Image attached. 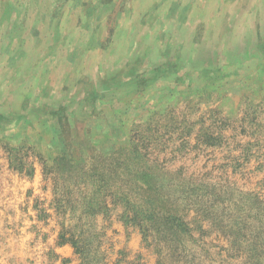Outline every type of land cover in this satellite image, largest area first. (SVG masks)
Segmentation results:
<instances>
[{"label": "rangeland", "instance_id": "rangeland-1", "mask_svg": "<svg viewBox=\"0 0 264 264\" xmlns=\"http://www.w3.org/2000/svg\"><path fill=\"white\" fill-rule=\"evenodd\" d=\"M242 77L264 86V0H0V264H78L52 211L33 209L51 200L36 154L57 156L61 142L70 156L101 148L88 152L101 171L103 158L145 155L205 186L234 184L232 204L264 195V92ZM212 130L220 147L203 144ZM12 147L34 162L31 178L9 167ZM110 221L109 262L156 264L137 230Z\"/></svg>", "mask_w": 264, "mask_h": 264}, {"label": "trees", "instance_id": "trees-1", "mask_svg": "<svg viewBox=\"0 0 264 264\" xmlns=\"http://www.w3.org/2000/svg\"><path fill=\"white\" fill-rule=\"evenodd\" d=\"M254 81L256 78L242 77L238 83L244 88ZM259 83L256 81L264 92ZM255 120H263L264 132V112ZM182 129L179 139L184 146L190 135L187 127ZM223 140L221 131L212 130L203 144L217 148ZM61 144L66 149L57 156L46 159L36 154L51 200L46 207L37 202L33 209L39 220L51 217L48 211H52L59 227L57 243L71 246L78 264L121 262H109L102 251L109 229L102 223L111 222L113 214L124 228L139 232L143 247L156 255V264H264V195L240 193L239 198H246L232 204L229 192L235 189L234 184L225 189L219 188V183L205 186L193 175H184L183 168L165 172L155 158L145 155L116 160L113 167H107L108 159L103 158L105 169L101 171L88 156L101 148L91 145L89 150L70 156L65 150L74 147ZM16 150L12 147L9 151V167L31 178L34 162L26 164ZM221 240L225 247L214 244Z\"/></svg>", "mask_w": 264, "mask_h": 264}]
</instances>
